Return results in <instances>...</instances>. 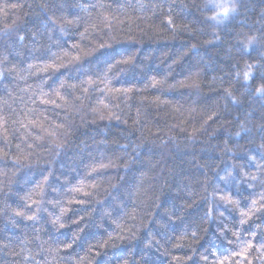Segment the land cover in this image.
Listing matches in <instances>:
<instances>
[{"label":"clouds","instance_id":"9594fccd","mask_svg":"<svg viewBox=\"0 0 264 264\" xmlns=\"http://www.w3.org/2000/svg\"><path fill=\"white\" fill-rule=\"evenodd\" d=\"M0 264H264V0H0Z\"/></svg>","mask_w":264,"mask_h":264}]
</instances>
